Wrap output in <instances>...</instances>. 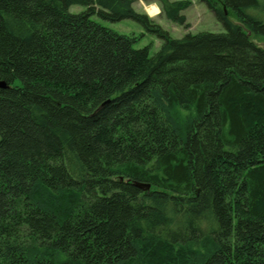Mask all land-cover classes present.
<instances>
[{"label":"trees","instance_id":"trees-1","mask_svg":"<svg viewBox=\"0 0 264 264\" xmlns=\"http://www.w3.org/2000/svg\"><path fill=\"white\" fill-rule=\"evenodd\" d=\"M156 1L188 27L191 2ZM201 1L224 32L0 0V264H264V0Z\"/></svg>","mask_w":264,"mask_h":264},{"label":"rangeland","instance_id":"rangeland-1","mask_svg":"<svg viewBox=\"0 0 264 264\" xmlns=\"http://www.w3.org/2000/svg\"><path fill=\"white\" fill-rule=\"evenodd\" d=\"M171 1H189L191 7L183 12L187 18V26H180L169 21L166 15L162 11L160 2L156 0H133V7L136 12L146 14L149 17L151 13V20L160 25L163 29L169 32L170 36L175 39H181L188 33L198 34L200 32H224L223 25L217 20L215 14L209 9L206 3L201 0H171ZM152 4H156L157 7H151ZM147 8V11H146ZM72 13H81L85 11V8L79 5L71 7ZM230 18L233 22L238 23L235 14L232 12ZM93 20L101 23L102 25L117 31L118 33L130 35L138 38L139 40L134 44L135 49H142L144 47H150V53L153 55L160 50L162 46V40L156 35L149 33L139 23L133 20H123L120 22L104 21L98 17H93ZM261 45H264V40H260Z\"/></svg>","mask_w":264,"mask_h":264},{"label":"water","instance_id":"water-1","mask_svg":"<svg viewBox=\"0 0 264 264\" xmlns=\"http://www.w3.org/2000/svg\"><path fill=\"white\" fill-rule=\"evenodd\" d=\"M139 187L142 188V189H145V190H149L150 189V185H145V184H140Z\"/></svg>","mask_w":264,"mask_h":264},{"label":"clouds","instance_id":"clouds-1","mask_svg":"<svg viewBox=\"0 0 264 264\" xmlns=\"http://www.w3.org/2000/svg\"><path fill=\"white\" fill-rule=\"evenodd\" d=\"M141 3H143V0H141ZM151 7L154 8V7H157V5L156 4H152ZM146 11H147V8H146ZM148 14H149V17L151 18V13L149 12Z\"/></svg>","mask_w":264,"mask_h":264}]
</instances>
